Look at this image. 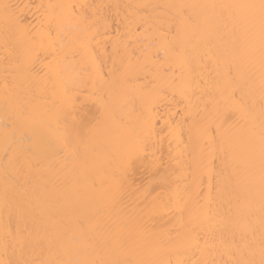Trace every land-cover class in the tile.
I'll return each instance as SVG.
<instances>
[{
    "label": "bare ground",
    "instance_id": "obj_1",
    "mask_svg": "<svg viewBox=\"0 0 264 264\" xmlns=\"http://www.w3.org/2000/svg\"><path fill=\"white\" fill-rule=\"evenodd\" d=\"M262 0H0V264H264Z\"/></svg>",
    "mask_w": 264,
    "mask_h": 264
},
{
    "label": "snow or ice",
    "instance_id": "obj_2",
    "mask_svg": "<svg viewBox=\"0 0 264 264\" xmlns=\"http://www.w3.org/2000/svg\"><path fill=\"white\" fill-rule=\"evenodd\" d=\"M260 7H261L262 11H264V0H262Z\"/></svg>",
    "mask_w": 264,
    "mask_h": 264
}]
</instances>
